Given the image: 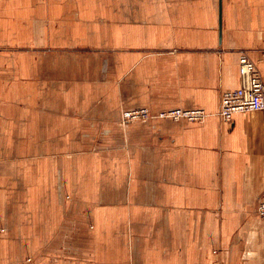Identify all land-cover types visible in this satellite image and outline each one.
Instances as JSON below:
<instances>
[{"label":"crops","instance_id":"obj_1","mask_svg":"<svg viewBox=\"0 0 264 264\" xmlns=\"http://www.w3.org/2000/svg\"><path fill=\"white\" fill-rule=\"evenodd\" d=\"M242 54L264 81V0H0V264H264Z\"/></svg>","mask_w":264,"mask_h":264},{"label":"built area","instance_id":"obj_2","mask_svg":"<svg viewBox=\"0 0 264 264\" xmlns=\"http://www.w3.org/2000/svg\"><path fill=\"white\" fill-rule=\"evenodd\" d=\"M242 84L239 89L223 93L219 115L223 121L229 122L237 113L264 111V82L257 72L255 64L243 54L240 59ZM152 113L147 108L125 111L126 122H137L151 119ZM159 118L175 121L202 122L207 113L202 109H174L158 114ZM259 216L264 221V198L259 207Z\"/></svg>","mask_w":264,"mask_h":264},{"label":"bare ground","instance_id":"obj_3","mask_svg":"<svg viewBox=\"0 0 264 264\" xmlns=\"http://www.w3.org/2000/svg\"><path fill=\"white\" fill-rule=\"evenodd\" d=\"M243 55V54H242ZM241 55V56H242ZM245 56L247 57V58H249L248 56H247V54H245ZM240 59H241V57H240ZM250 59V58H249ZM251 60V59H250ZM252 61V60H251ZM253 62V61H252ZM256 66V65H255ZM257 69V68H256ZM258 72V71H257ZM240 73H241V62H240ZM259 74V73H258ZM241 82H242V76H241ZM264 82V81H263ZM229 122H231V121H229Z\"/></svg>","mask_w":264,"mask_h":264}]
</instances>
